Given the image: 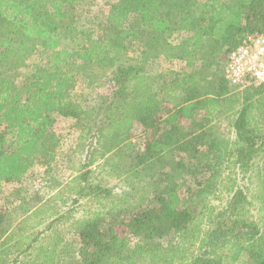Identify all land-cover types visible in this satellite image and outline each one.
<instances>
[{"label": "trees", "instance_id": "1", "mask_svg": "<svg viewBox=\"0 0 264 264\" xmlns=\"http://www.w3.org/2000/svg\"><path fill=\"white\" fill-rule=\"evenodd\" d=\"M104 1L0 0V195L18 184L0 210V264L20 261L12 253H22L15 230L24 222H14L41 201L23 195V182L36 165L55 172L68 121L88 147L77 194H113L87 183L96 154L128 190L108 209L66 218L72 239L28 263L172 264L189 237L199 253L188 264H264V82L240 88L226 77L231 52L264 35V0H113L103 11ZM106 68L105 93L77 91L80 81L95 88ZM133 73L145 81L128 89ZM257 158L253 220L245 189ZM231 161L232 196L204 231L208 198Z\"/></svg>", "mask_w": 264, "mask_h": 264}, {"label": "rangeland", "instance_id": "2", "mask_svg": "<svg viewBox=\"0 0 264 264\" xmlns=\"http://www.w3.org/2000/svg\"><path fill=\"white\" fill-rule=\"evenodd\" d=\"M105 1L99 4L103 11L108 9L109 3L113 0ZM177 42L178 40H174L172 43L176 45ZM176 49L177 48L172 46L164 52L170 55ZM172 59H174V62H178L176 58ZM97 72H99L101 77L96 80V83L94 84L95 88H88V84L83 81H80L77 85V91L79 93L83 92V94H86L90 99L96 97L95 92L105 93V82L107 77L111 75L112 69L106 68L101 71L100 69H97ZM144 81V75L133 73L129 78L128 89H131L137 82H141L140 84H142ZM97 83L104 84V86L97 89ZM219 129L223 135H225L224 138H227L230 141L235 139L233 126L223 125L219 126ZM135 132V140H139L138 132L136 130L134 133ZM62 141H64L62 144L63 150L57 158L58 163L55 166V172L52 175H49L46 173L45 167L36 165L29 172L23 182V188L27 189V192L23 193V195L29 194L32 199L40 198L41 201L38 202L37 205L30 207L29 211H27L24 216H21L16 222H14L17 223L21 220L22 223L24 222L23 224H17L16 230L12 227L16 232V238L19 240L20 252H22L21 254H17L15 248L13 249L12 259L16 257V255H19L18 259L20 261L17 264H33V262L28 263V260L35 259L37 253L42 247L53 248L56 243L57 246L60 244L61 241L59 240L61 238L72 239L73 229L70 220L69 222L67 221L68 219L71 217L75 219H83L91 216L93 212L108 209L114 205L115 201H120L123 198L124 193L128 190L123 177L121 178L118 174L111 173L109 166L105 164V159L96 154V160L90 166L91 174L87 183L110 187L113 189V194L106 198H97L91 194L82 196L78 195L76 192L78 183L76 182H80L81 179L76 182H73V180L85 170L82 165L85 160L86 151L88 150L86 145L87 139L81 130L74 126L72 121H68L64 127ZM94 146H96L95 143ZM261 168H263V161L261 158H257L254 162L252 172L248 174L246 179L245 190L252 201V204L250 205V214L252 215L253 220L260 218L257 212L259 204L256 199H253V197L257 193L256 184L258 183V177L256 176V173L257 171L262 172ZM238 170L239 167L232 161L227 163L223 183L219 185L216 193L208 198V210L201 223V228L204 231L208 230L213 225V219L216 213L226 207L232 196L229 189L228 177L226 178V175L234 177L236 172L238 173ZM237 175H239V173ZM82 183L86 184L85 181H82ZM17 185V183L4 184V192L0 195V210L11 205L13 200L9 199L11 195L10 192L18 187ZM58 215H64V218L55 222L52 228H46L47 223L58 217ZM187 239L189 240H185L183 243L184 246H181L177 252L178 258H176L172 264H188L199 253V243L195 240L191 241L189 237ZM14 242L15 240L11 241V243ZM29 245H31L32 248L27 251L26 248ZM187 247L189 248L186 250ZM23 250L26 251L23 252Z\"/></svg>", "mask_w": 264, "mask_h": 264}, {"label": "built area", "instance_id": "3", "mask_svg": "<svg viewBox=\"0 0 264 264\" xmlns=\"http://www.w3.org/2000/svg\"><path fill=\"white\" fill-rule=\"evenodd\" d=\"M226 77L240 88L264 82V35L248 36L231 52Z\"/></svg>", "mask_w": 264, "mask_h": 264}]
</instances>
